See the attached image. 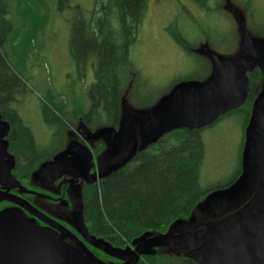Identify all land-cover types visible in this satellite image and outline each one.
<instances>
[{
  "label": "trees",
  "instance_id": "trees-1",
  "mask_svg": "<svg viewBox=\"0 0 264 264\" xmlns=\"http://www.w3.org/2000/svg\"><path fill=\"white\" fill-rule=\"evenodd\" d=\"M88 1L89 6L85 4ZM191 1L209 15L213 11L228 14L234 9L248 10L249 16H253L252 0ZM148 6L149 0H0V113L9 120L12 128V149L29 159L37 155L34 132L21 114L24 100L35 95V91L42 92L38 96L41 112L52 129L51 154L66 148L72 140L73 130L91 134L105 126L117 127L122 121L124 101L131 91L135 107L148 111L159 104L160 101L147 102L150 99L142 101L134 92L141 69L135 65L133 52ZM52 10L71 15L69 48L78 69V78L72 80V84L84 83L89 73L94 76L82 95H76L74 89L57 88L48 82L35 86L28 84L29 59L34 64L38 57L34 42L45 33ZM252 22L253 30L248 29L251 35L264 37V28ZM227 37L231 38L229 44L232 45L235 31ZM177 39L189 54L197 58V65L191 73L176 78L166 93V99L178 82L207 80L215 72L213 60L196 52L195 43L185 37ZM207 39L209 48L221 45L211 37ZM247 79L249 97L246 103L227 113L244 111L247 116L245 128L254 99L263 87L264 72L257 67L248 73ZM150 104L153 106L145 109ZM201 131L174 129L138 148L132 159L105 176L95 181L84 180L82 210L89 233L125 248L144 234L156 235L167 232L178 222L188 223L200 206L202 225L219 221L234 212L236 209L216 216L212 209L205 208L212 191L234 181L241 162L231 181L204 188L200 181L205 158ZM94 142L98 143L93 148L96 156L108 149L105 136L88 141L90 145ZM186 250L159 247L156 254L142 256L138 264H198ZM98 251L114 260L113 263L110 261L111 264H120V260L104 250Z\"/></svg>",
  "mask_w": 264,
  "mask_h": 264
},
{
  "label": "water",
  "instance_id": "water-1",
  "mask_svg": "<svg viewBox=\"0 0 264 264\" xmlns=\"http://www.w3.org/2000/svg\"><path fill=\"white\" fill-rule=\"evenodd\" d=\"M244 28H240L243 56H214L215 72L210 79L182 80L171 89L166 101L159 102L145 115L124 121L117 128L105 126L83 134L85 140L107 136L112 155L121 153L126 143L133 140L132 149L123 160L93 174V150L80 140H72L45 163L41 174L52 177L70 174L95 181L135 155L139 130L146 143H152L177 128L202 129L212 125L221 116L241 107L249 97L248 73L257 67L264 72V37L252 36ZM9 129V122L0 113V181L5 184L15 180L12 161L5 160L8 156L5 136ZM241 163V174L207 197L205 208L212 209L216 216L236 209L219 221L197 225L188 231L179 232L171 227L164 233L144 234L133 240V248L115 246L90 234L81 211L75 214L79 231L89 243L119 259L120 264H138L142 256L156 254L159 247L187 248L188 255L198 264H264V85L254 99L245 128ZM0 195L8 196L2 191ZM21 204L50 220L28 201ZM60 229L67 232L64 227ZM80 248L62 244L52 229L37 225L18 211L0 213V264H109L81 242Z\"/></svg>",
  "mask_w": 264,
  "mask_h": 264
},
{
  "label": "rangeland",
  "instance_id": "rangeland-1",
  "mask_svg": "<svg viewBox=\"0 0 264 264\" xmlns=\"http://www.w3.org/2000/svg\"><path fill=\"white\" fill-rule=\"evenodd\" d=\"M85 4L89 6L90 1ZM251 11L252 17L249 16L248 10L235 11L234 9L228 14L224 12L225 15L218 11H213L209 15L207 11L200 9L191 0H149L147 15L133 52L135 65L141 69L138 83L136 82V91H134L139 99L142 101L150 99L147 102H152V104L166 101V93L176 78L191 73L195 69L197 58L189 54L177 37H185L192 44L195 43L196 52L208 60H213L214 56L242 57L240 28L245 26V31L253 30L252 20L259 28H264V0H252ZM51 15L45 33L34 42L38 57L34 64L29 59L28 84L35 86L48 82L57 88L74 89L76 95H82L94 76L89 73L84 83L72 84V80L78 78V69L72 60L69 48L71 35L69 19L71 15L69 12L55 13L54 10L51 11ZM231 31H235V40L232 45L229 44L231 38L227 37ZM204 36L213 38L221 45H215V49L209 48L207 46L208 39ZM198 39L203 40L199 41ZM228 45L231 47H226ZM255 91L256 88L253 92ZM41 94V91H35V95H30L29 99L24 100L21 111L25 122L34 129L32 130L44 147L48 148L52 145L50 140H52L53 134L50 125L43 120L37 103L38 96ZM132 96V91L126 96L121 122L135 120L137 115L142 116L158 106L144 111L135 107L131 100ZM152 104L145 109L153 106ZM246 119L244 111L232 112L223 115L214 124L202 129L205 158L201 167L200 181L204 188L225 184L231 181L238 172ZM83 134L73 130L71 138L83 141ZM106 138L107 136H105ZM84 143L89 145L92 150L98 144L97 142H94L93 145L88 142ZM132 144H128V150ZM145 144L143 133L139 130L137 148ZM117 156L110 153L108 146L104 153L95 155L92 173L98 174L107 170L121 159V156ZM83 183L84 180L81 178L67 181L70 191L76 193L74 210L82 208L80 193ZM200 210L201 206L188 223L178 222L174 226L177 231H188L197 225H202L203 215H200ZM220 215L222 213L218 216ZM187 224L191 226H187ZM186 252L188 254L189 249ZM95 254L106 263L114 262L102 252Z\"/></svg>",
  "mask_w": 264,
  "mask_h": 264
},
{
  "label": "flooded vegetation",
  "instance_id": "flooded-vegetation-1",
  "mask_svg": "<svg viewBox=\"0 0 264 264\" xmlns=\"http://www.w3.org/2000/svg\"><path fill=\"white\" fill-rule=\"evenodd\" d=\"M37 103L41 111L40 102L38 101ZM41 115L44 120L42 112ZM138 117L141 116L138 115ZM7 121L9 122V120ZM121 123L122 122H120L117 127H119ZM11 131L12 128L10 125V129L7 135L5 136V140L7 141L8 144L7 147L8 156L5 157V160H8V158H10V160L12 161L11 172L15 180L13 182L8 181L6 184L0 181V191L6 192L8 194L7 197L6 196L2 197L0 195V213L6 210L18 211L23 215H25L26 217H28L29 219L34 220L37 225L52 229V231L55 233V235L62 244L67 246H73L79 249L81 242L85 246H87L89 250L92 251L94 254L99 252L98 250H100V248L89 243L83 237V235H81L79 231L75 214L78 211H81L83 214V210L82 208L81 210H74V204L76 203L75 202L76 193L74 191L71 192L69 185L67 184V181L71 179H76V178L83 179V178L80 176H72L70 174H63L59 177L42 175L41 171L44 168L45 163L54 159L56 155V154H51V148L53 147V143L48 148L44 147L43 143H41L40 140L38 139L36 133H34L35 143H36L35 147L36 149L38 148V152H36L37 153L36 156L33 154L34 156L33 157L30 156L29 159L28 156L19 154L15 149H12ZM50 142L52 141L50 140ZM130 143H134V141L131 140L127 142L125 149L118 154L120 155L123 153L119 161L123 160L131 151L132 147L130 148V150H128L127 148L129 146L128 144ZM28 166L29 167L33 166V167H31V169L29 170V168L27 169ZM22 168H24L25 170L23 171ZM241 171H242V163L237 177L241 174ZM80 199L82 201L81 193H80ZM24 200L28 201L32 206H34V208L37 211L44 214L50 220L44 219L43 217H41L31 209H28L27 207L22 205L21 202ZM60 225L65 229H67V232L60 229L62 228ZM129 246H131L132 248L134 247L132 244ZM97 257L100 259L99 256Z\"/></svg>",
  "mask_w": 264,
  "mask_h": 264
},
{
  "label": "bare ground",
  "instance_id": "bare-ground-1",
  "mask_svg": "<svg viewBox=\"0 0 264 264\" xmlns=\"http://www.w3.org/2000/svg\"><path fill=\"white\" fill-rule=\"evenodd\" d=\"M144 115H145V114H144ZM142 116H143V115H142ZM128 142H129V141H128ZM241 202H242V201H241ZM222 213H223V212H222ZM175 225H176V224H175ZM175 225H174V226H175ZM174 226H173V227H174Z\"/></svg>",
  "mask_w": 264,
  "mask_h": 264
}]
</instances>
